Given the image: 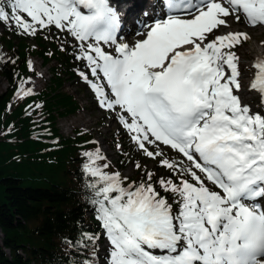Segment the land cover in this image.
I'll return each mask as SVG.
<instances>
[{
	"label": "snow or ice",
	"instance_id": "obj_1",
	"mask_svg": "<svg viewBox=\"0 0 264 264\" xmlns=\"http://www.w3.org/2000/svg\"><path fill=\"white\" fill-rule=\"evenodd\" d=\"M229 17L264 26V0H162L131 46L117 42L121 15L111 0H0V23L28 35L54 26L79 42L76 58L110 89L91 83L101 107L130 117L120 123L147 157L163 152L146 144L165 145L190 162L160 161L179 171L178 183L157 181L169 202L150 182L125 187L97 165L99 151L86 153L107 264H264V113L242 104L241 58L232 51L248 34L208 39ZM253 67L250 89L264 101V60ZM30 94L22 83L17 97Z\"/></svg>",
	"mask_w": 264,
	"mask_h": 264
},
{
	"label": "trees",
	"instance_id": "obj_2",
	"mask_svg": "<svg viewBox=\"0 0 264 264\" xmlns=\"http://www.w3.org/2000/svg\"><path fill=\"white\" fill-rule=\"evenodd\" d=\"M0 25V78L9 85L0 94V264H97V240L104 229L88 187L93 178L84 168L89 163L86 153L103 154L90 131L76 129L74 136L65 137L59 120L82 110L76 96L66 90L67 82L91 91V83L102 85L103 81L91 75L87 61L76 58L78 46L62 47L41 34L43 29L28 35L14 22ZM31 56L45 66L53 65L50 82L39 93L30 91L18 98L21 84L29 90V78L37 76L29 67ZM99 161L109 166L108 174L115 173L112 163ZM175 163L178 169L186 166ZM131 164L136 176L121 179L125 187L150 182L172 201V194L157 181L178 183V170L174 174L158 165L166 175L161 177L140 159L128 160V154L122 153L118 165ZM88 235L97 239L89 241Z\"/></svg>",
	"mask_w": 264,
	"mask_h": 264
},
{
	"label": "rangeland",
	"instance_id": "obj_3",
	"mask_svg": "<svg viewBox=\"0 0 264 264\" xmlns=\"http://www.w3.org/2000/svg\"><path fill=\"white\" fill-rule=\"evenodd\" d=\"M227 21L232 23V29L240 30L241 32L246 33L245 28H249L250 25L247 22H236L233 18H227ZM249 26V27H248ZM222 27V26H221ZM146 27H144L145 31ZM135 30V29H134ZM141 29L137 30L140 31ZM230 30V29H229ZM3 32V27L0 25V33ZM135 32V31H134ZM259 35L260 38L257 40L260 42H264V31ZM40 33L47 35V38L52 41H56L60 46L66 47L68 45H76L78 46L79 42L76 41L70 34L67 32H61L58 29H55L54 26L50 28H45L40 31ZM214 35H221L220 30H214L213 34H208V39L211 40L214 38ZM257 35L254 33V36ZM249 36L248 39L242 40V42L232 49L240 58V63L238 65L239 70L241 72V76L245 72L243 69V65H251L253 67L254 62L257 60L258 56L256 54H249L251 47L253 48L257 46L258 49L261 48L260 43H256V38ZM142 35L136 36L135 38L131 37V33L125 34L122 40L127 41L128 44L133 45L136 41L141 40ZM207 42V41H206ZM32 45H35L32 42ZM106 51L112 52L114 46L102 45ZM259 60V59H258ZM29 64H31L30 69L34 72H37V76H32L28 80L29 90L37 93L44 89L50 82L51 78V67L45 66L43 61L35 56H31L29 58ZM254 71L247 72L246 74L251 73L254 75L252 77L251 82L256 74V70L253 67ZM102 76V74H100ZM240 76V77H241ZM8 83L5 79L0 78V94L6 91L8 88ZM104 88H107L106 81L103 84ZM79 84H75L74 82L66 83V90L71 94H76V98L82 106V110L75 116H72L68 119L59 120V128L61 133L65 137L74 136V130L81 129L83 131H90L94 137L95 142L98 147H100L101 152L103 154V159L106 162L112 163L116 169L115 173H119L122 179L131 178L136 176V169L134 165H126L120 167L118 165V161L120 159V155L122 153L128 154V160L132 159H140L143 165L152 172L157 173L161 177H165L164 169L158 167L161 166L160 161L162 159H168L171 162H181L186 166H190V162L186 160L182 154L172 150L168 146L160 145L158 148L155 145L146 144V147L150 151H162L163 156L157 157L156 159H152L147 157L144 152L139 149L136 143L133 142L131 136L133 134L129 133L128 129L124 127L122 123H120L119 116L122 114L125 118L129 119L126 113H121L120 109L117 108L115 110H108L105 107H101L99 100L96 96V93L90 90H79ZM255 100L251 104L250 109L253 112L264 113V101H262L261 95L254 90ZM97 165L105 172L108 173L110 171L109 166L105 167L102 161H97ZM213 190L214 186L209 185ZM105 240L103 242V250L100 252V257L107 259V251H110V244ZM100 264H107L106 260L101 261Z\"/></svg>",
	"mask_w": 264,
	"mask_h": 264
},
{
	"label": "bare ground",
	"instance_id": "obj_4",
	"mask_svg": "<svg viewBox=\"0 0 264 264\" xmlns=\"http://www.w3.org/2000/svg\"><path fill=\"white\" fill-rule=\"evenodd\" d=\"M114 5L119 14L121 15V19L123 20V24L125 25L126 33H131V37L135 38L138 36L139 29L143 30L142 24L144 23H151L152 22V13L153 11L159 12L162 8V0H114ZM148 13L147 16L144 13ZM228 27H220V34L225 35L228 32H241L240 30L232 29V23L227 21ZM249 27V26H248ZM135 29V30H134ZM230 29V30H229ZM135 31V32H134ZM246 33L249 36H254L256 38V43H260L261 48L258 49L257 46L253 48L251 47L249 54H256L258 56L257 60L260 57L264 56V42H260L257 39L260 38L264 31V26H257V27H249L248 29L245 28ZM127 43V42H125ZM256 60V61H257ZM244 73L241 77H239L241 83V89L239 93H237L241 97L242 104H246L251 107L253 101L255 100L254 90L250 89L251 80L254 75L251 73L246 74L247 72L254 71L251 65H243ZM256 75V74H255ZM104 234L102 233L101 240L99 242L101 250H103V242H105ZM108 243V242H107ZM101 252V251H100ZM99 252V254H100ZM105 261V258L101 257L100 262ZM99 262V264H100Z\"/></svg>",
	"mask_w": 264,
	"mask_h": 264
}]
</instances>
